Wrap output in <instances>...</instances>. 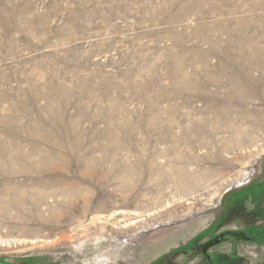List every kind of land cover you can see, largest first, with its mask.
<instances>
[{
  "label": "rangeland",
  "instance_id": "obj_1",
  "mask_svg": "<svg viewBox=\"0 0 264 264\" xmlns=\"http://www.w3.org/2000/svg\"><path fill=\"white\" fill-rule=\"evenodd\" d=\"M259 227L264 0H0V264H264L211 239Z\"/></svg>",
  "mask_w": 264,
  "mask_h": 264
},
{
  "label": "flooded vegetation",
  "instance_id": "obj_2",
  "mask_svg": "<svg viewBox=\"0 0 264 264\" xmlns=\"http://www.w3.org/2000/svg\"><path fill=\"white\" fill-rule=\"evenodd\" d=\"M254 185L256 186V184H253L251 186V190L250 191H255L256 189H254ZM253 189V190H252ZM261 227L257 228L258 230H256L257 232H255L256 234L254 235L252 231L246 232L244 230H236V231H222L221 233L218 234V236L214 235L211 237V239H213L214 237H217V240H213L212 243H215L216 241L218 242H224L226 239H235L231 242H235V243H242V242H248L250 244H252L253 246L256 247H262L264 245V229L259 230ZM209 239V240H211ZM209 240L207 242H209ZM199 243V241H195L189 244V247L187 246L186 249L181 250V252H179L178 255H182L184 254V257L181 258L182 259H186L187 261L183 264H186L189 261V257L193 256V254L195 252H197L198 254H200L202 257L207 258V256H205V254H208L205 252V249ZM236 245V244H235ZM197 254V255H198ZM176 257V256H175ZM181 260L178 263H174V261L172 260L169 264H182ZM227 260H229L227 258ZM4 264H32L30 262H26V261H20V260H13V261H3ZM160 263V262H159ZM207 263L208 264H214L213 260L211 261V257L207 258ZM161 264H165V263H161ZM224 264V262H223Z\"/></svg>",
  "mask_w": 264,
  "mask_h": 264
}]
</instances>
